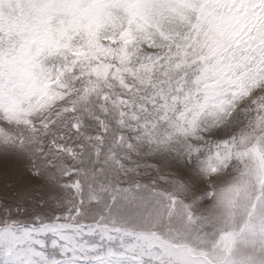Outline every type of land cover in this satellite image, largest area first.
<instances>
[{
  "label": "snow or ice",
  "instance_id": "snow-or-ice-1",
  "mask_svg": "<svg viewBox=\"0 0 264 264\" xmlns=\"http://www.w3.org/2000/svg\"><path fill=\"white\" fill-rule=\"evenodd\" d=\"M0 264H264V0H0Z\"/></svg>",
  "mask_w": 264,
  "mask_h": 264
}]
</instances>
